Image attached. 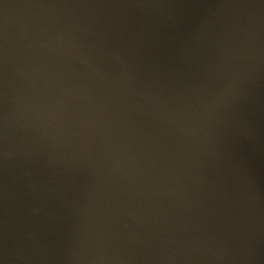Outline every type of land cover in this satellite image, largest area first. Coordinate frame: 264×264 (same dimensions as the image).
<instances>
[{"label":"water","instance_id":"water-1","mask_svg":"<svg viewBox=\"0 0 264 264\" xmlns=\"http://www.w3.org/2000/svg\"><path fill=\"white\" fill-rule=\"evenodd\" d=\"M0 264H264V0H0Z\"/></svg>","mask_w":264,"mask_h":264}]
</instances>
